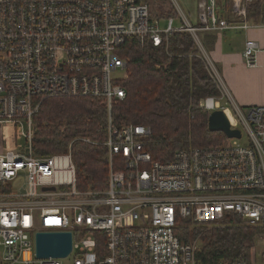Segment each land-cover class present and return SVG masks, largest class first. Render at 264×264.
<instances>
[{"label": "built area", "instance_id": "2783aa9c", "mask_svg": "<svg viewBox=\"0 0 264 264\" xmlns=\"http://www.w3.org/2000/svg\"><path fill=\"white\" fill-rule=\"evenodd\" d=\"M229 1L227 19L218 17V0H202L198 25L180 11L176 27L173 17L154 15L142 0H0V264H200L208 225L233 216L264 231V106L202 100L208 112L224 110L241 138L179 151L166 162L146 149L150 128L118 127L112 117L128 98L123 46L137 40L161 47L174 32L194 36L221 99L227 98L198 33L250 28L253 0ZM259 52L258 42L248 39V68L257 66ZM53 97L93 98L106 107V140L79 139L107 149L104 190L79 188L74 142L65 154L35 153V117ZM181 230L196 236L186 241ZM39 233H70L72 251L39 257ZM257 239L260 256L264 233Z\"/></svg>", "mask_w": 264, "mask_h": 264}, {"label": "trees", "instance_id": "16d2710c", "mask_svg": "<svg viewBox=\"0 0 264 264\" xmlns=\"http://www.w3.org/2000/svg\"><path fill=\"white\" fill-rule=\"evenodd\" d=\"M142 1L153 5L155 0ZM223 2L220 6L223 14L218 12V17L227 19L230 1ZM171 8L166 13L154 15L177 17L180 21L177 10ZM248 21L254 24L264 21V0H253L249 5ZM200 33L198 36L204 47L214 46L216 34ZM123 49L129 58V77L123 82L128 98L114 107L113 122L118 127L141 125L150 128L146 149L155 161H170L179 151L221 146L228 141L224 133L209 130L210 112L200 107V102L206 98L220 99L222 91L190 32L172 33L168 45L161 47L131 40ZM107 121V109L96 99L46 98L35 117V153L39 156L65 154L74 142L72 153L79 188L104 190L109 174L107 149L79 139L104 142ZM117 161L115 170L118 169ZM261 233L264 231L228 216L219 226L203 233L197 261L200 264L264 263V254L259 256L255 251V240ZM179 236L188 241L196 233L181 230Z\"/></svg>", "mask_w": 264, "mask_h": 264}, {"label": "crops", "instance_id": "0c3cea01", "mask_svg": "<svg viewBox=\"0 0 264 264\" xmlns=\"http://www.w3.org/2000/svg\"><path fill=\"white\" fill-rule=\"evenodd\" d=\"M201 1L193 2L198 15L197 7ZM223 1H219L217 8V13L219 12L221 16L223 9L220 6ZM180 11L190 24L198 25V16L194 24L181 8ZM248 24L250 25L248 30L236 28L212 32L217 36L216 43L208 48L203 46L205 56L214 65L231 101L241 108L264 106V21L260 24L248 21ZM248 39L257 41L260 47L257 66L254 68H248L243 59V51Z\"/></svg>", "mask_w": 264, "mask_h": 264}, {"label": "water", "instance_id": "95a60500", "mask_svg": "<svg viewBox=\"0 0 264 264\" xmlns=\"http://www.w3.org/2000/svg\"><path fill=\"white\" fill-rule=\"evenodd\" d=\"M209 130L222 132L227 138H241V132L232 129L224 110L210 113ZM72 251V237L70 233H39L37 235V252L39 257H65Z\"/></svg>", "mask_w": 264, "mask_h": 264}, {"label": "rangeland", "instance_id": "374dc122", "mask_svg": "<svg viewBox=\"0 0 264 264\" xmlns=\"http://www.w3.org/2000/svg\"><path fill=\"white\" fill-rule=\"evenodd\" d=\"M196 1L197 0H155L154 4L153 5L151 4V5H152V10H153L154 14L155 13L157 14L158 12H162V13L165 12L166 13L168 10L172 9L171 6L174 7L178 13H180V8H181V10L186 14V16L189 19H191V21L195 24L197 22L198 13L195 9V4H193V2H196ZM155 4L158 5L159 8H157L155 6ZM179 6H180V8H179ZM173 18L175 20V26L177 27L179 25V20L177 17H173ZM167 22H168L167 19H164L163 21H161V27L165 28L167 26ZM202 33H204V32H201L200 34H202ZM219 100H220L221 105H223L224 107H231L232 108V106L230 104L231 99L229 96L227 98H223V99L220 98ZM241 128H242V126H241ZM245 137H246V134L244 133V139L242 140L243 143L245 142ZM219 225H220V223L210 224L206 227L205 232L208 230H211L214 227H217ZM255 251L257 254H259L260 251L261 252L263 251L262 247L258 245V239L257 238L255 240ZM60 260H62L64 263H69V259H60Z\"/></svg>", "mask_w": 264, "mask_h": 264}]
</instances>
